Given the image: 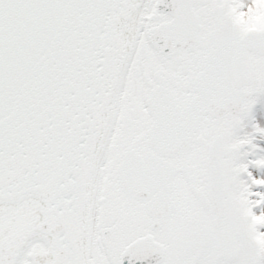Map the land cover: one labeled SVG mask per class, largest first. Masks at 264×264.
Wrapping results in <instances>:
<instances>
[{
    "label": "snow or ice",
    "instance_id": "1",
    "mask_svg": "<svg viewBox=\"0 0 264 264\" xmlns=\"http://www.w3.org/2000/svg\"><path fill=\"white\" fill-rule=\"evenodd\" d=\"M0 264H264V0H0Z\"/></svg>",
    "mask_w": 264,
    "mask_h": 264
}]
</instances>
